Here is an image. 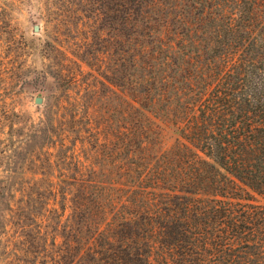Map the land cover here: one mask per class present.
<instances>
[{
    "label": "trees",
    "instance_id": "trees-1",
    "mask_svg": "<svg viewBox=\"0 0 264 264\" xmlns=\"http://www.w3.org/2000/svg\"><path fill=\"white\" fill-rule=\"evenodd\" d=\"M85 13L117 32L121 125L85 88L95 150L60 168L52 150L70 134L85 147L84 127L56 142L51 114L38 128L0 87V251L35 256L50 237L54 264H264V0H85ZM3 215L40 216L10 243Z\"/></svg>",
    "mask_w": 264,
    "mask_h": 264
},
{
    "label": "rangeland",
    "instance_id": "rangeland-1",
    "mask_svg": "<svg viewBox=\"0 0 264 264\" xmlns=\"http://www.w3.org/2000/svg\"><path fill=\"white\" fill-rule=\"evenodd\" d=\"M12 2L10 9H0V27L6 28V34L0 40V87L5 95L4 104L31 117L40 124L38 128L44 127L42 122L49 120L51 114L56 142L60 141L63 128L72 131L78 125L84 127L82 139L85 147L80 143L75 146L76 137L70 134L67 144L58 143L52 150L60 168H73L71 163L67 166L61 159L65 153L77 151L78 155H86L95 150L93 135L85 133V113L90 110H85V88L93 89L92 93H87L91 98L88 108H94L101 117L104 115L121 125L120 112L110 109L108 100L109 93L116 90L110 84L113 79L118 82V77L115 78L120 60L117 32L107 29L104 21H89L85 0ZM35 26H39V32H35ZM100 35L105 38L102 40ZM68 87L73 97L82 91L84 99L80 106L65 100ZM38 97L43 98L42 105L35 103ZM77 113H80V119H74ZM167 138L166 146L169 147L174 139L170 135ZM40 143L42 145L40 139L33 142ZM252 195L257 204L264 205L261 197ZM39 216L3 215L7 225L3 230L6 239L11 243L23 234V229L27 231L38 226ZM59 222V230L67 225L65 218H59ZM50 234L51 231L45 235ZM48 238V245L37 247L35 256L31 254L24 258L22 254H14V247L9 244L8 250L0 251V264H54L51 255L54 251L58 253L59 247L49 246L51 241ZM74 264L82 263L77 260Z\"/></svg>",
    "mask_w": 264,
    "mask_h": 264
},
{
    "label": "water",
    "instance_id": "water-1",
    "mask_svg": "<svg viewBox=\"0 0 264 264\" xmlns=\"http://www.w3.org/2000/svg\"><path fill=\"white\" fill-rule=\"evenodd\" d=\"M34 30H35V32H39V30H40L39 26H35ZM35 103L37 105H42L43 104V98H41V97L36 98Z\"/></svg>",
    "mask_w": 264,
    "mask_h": 264
}]
</instances>
